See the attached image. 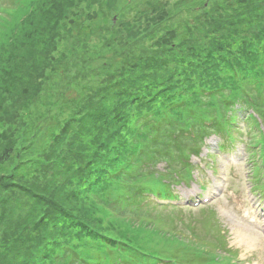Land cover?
I'll use <instances>...</instances> for the list:
<instances>
[{"label": "trees", "instance_id": "obj_1", "mask_svg": "<svg viewBox=\"0 0 264 264\" xmlns=\"http://www.w3.org/2000/svg\"><path fill=\"white\" fill-rule=\"evenodd\" d=\"M193 1L0 0V173L14 181L0 264L237 260L215 210L173 187L194 180L206 139L224 151L244 129L249 179L264 184V0ZM65 52L90 82L79 71L89 88L63 89V119L45 83Z\"/></svg>", "mask_w": 264, "mask_h": 264}, {"label": "rangeland", "instance_id": "obj_2", "mask_svg": "<svg viewBox=\"0 0 264 264\" xmlns=\"http://www.w3.org/2000/svg\"><path fill=\"white\" fill-rule=\"evenodd\" d=\"M120 1L129 3L131 0ZM199 2L200 0H195L192 3L197 6ZM117 11L119 10L110 14V21H119V17L116 14ZM99 28L98 26L96 29L98 35V30L103 32ZM88 40L90 41L89 46L96 48L99 56L106 54V52L102 53L103 47H100L103 39L97 40V38L92 37ZM58 45L59 53H61L63 49L71 46V41H66L65 37ZM48 57L51 56L48 55ZM52 57L57 60L56 57L59 56L55 55ZM93 60L91 65L93 67L98 66L100 60L98 58H93ZM59 63L62 67L61 70L55 67L57 66L54 65L55 61L48 65L47 70L51 71L48 75L49 81L45 84L48 89L46 95L51 96L52 99L47 101V106L54 104V107L61 109L60 111L58 110V115L64 119L69 116V108L67 106L61 107L60 94L63 93L64 88L70 86L79 98V94L88 89L89 84L80 90V87L84 84H79L80 79L77 74L81 71L87 77L85 79L90 82V71L86 66L85 60H79L71 53L68 55L66 53V56L64 55V58L60 59ZM59 70L64 73H61L60 76L51 74L52 71ZM48 110L50 113L54 109L48 107ZM42 112L43 109L40 113ZM242 125L243 123L239 122V126L242 127ZM4 128L6 129L7 127L5 126ZM36 138L38 141L36 149H38L46 140L44 129ZM205 142L206 146L201 150L198 158H192V162L194 160H198L203 164L207 162L209 167H203L202 165V170H194V180L187 184H177L173 187V192L179 195L183 202L190 197L194 200L201 196L210 199L207 208L213 209L217 213L222 227L227 232L229 247L237 254V260L233 264H264V184L261 189H254L253 182L249 179L253 158L251 159L244 146V144L248 143L245 129L241 135L234 134L230 149L228 148L224 151L216 150L218 141L214 137L207 139ZM261 146L264 149V144ZM12 170L10 166L0 173V200H6L3 206L0 205V223L5 221L6 209L13 194L12 185H9L8 189L5 188L7 183L14 182L11 177H6L13 173ZM255 173L257 175V171ZM193 212L198 213L195 210Z\"/></svg>", "mask_w": 264, "mask_h": 264}]
</instances>
